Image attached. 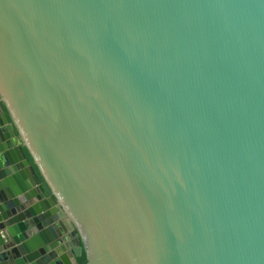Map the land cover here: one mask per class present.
<instances>
[{
	"label": "water",
	"instance_id": "95a60500",
	"mask_svg": "<svg viewBox=\"0 0 264 264\" xmlns=\"http://www.w3.org/2000/svg\"><path fill=\"white\" fill-rule=\"evenodd\" d=\"M83 253L264 264V0H0V264Z\"/></svg>",
	"mask_w": 264,
	"mask_h": 264
},
{
	"label": "trees",
	"instance_id": "16d2710c",
	"mask_svg": "<svg viewBox=\"0 0 264 264\" xmlns=\"http://www.w3.org/2000/svg\"><path fill=\"white\" fill-rule=\"evenodd\" d=\"M22 149H23V151L25 152L26 156L29 158V160L31 161V163L33 164L35 170H36L37 173H38V169H37L35 163L33 162V159H32V157H31V155H30V153H29L27 147L24 146V145H22ZM39 176H40L41 180L44 182V186H45V190H46V192L49 193V192H50V188H49L48 185L45 183V181H44V179L42 178V176H41V175H39ZM79 261H80V264H84V263L86 262V255H85V253H83V255L79 258Z\"/></svg>",
	"mask_w": 264,
	"mask_h": 264
},
{
	"label": "flooded vegetation",
	"instance_id": "af4514ba",
	"mask_svg": "<svg viewBox=\"0 0 264 264\" xmlns=\"http://www.w3.org/2000/svg\"><path fill=\"white\" fill-rule=\"evenodd\" d=\"M21 136L19 135V138H20ZM21 140H22V138H21ZM40 177V176H39ZM41 179V178H40ZM41 182H42V184H43V186H44V182L41 180ZM44 188H45V186H44ZM50 193V192H49ZM48 194V193H47Z\"/></svg>",
	"mask_w": 264,
	"mask_h": 264
}]
</instances>
